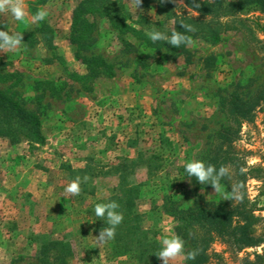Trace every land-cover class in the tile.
I'll use <instances>...</instances> for the list:
<instances>
[{"label":"rangeland","instance_id":"374dc122","mask_svg":"<svg viewBox=\"0 0 264 264\" xmlns=\"http://www.w3.org/2000/svg\"><path fill=\"white\" fill-rule=\"evenodd\" d=\"M77 2L22 0L23 22L0 13V30L22 35L17 49L0 51L2 72L11 76L1 88L17 91L29 109L41 113L46 138L45 144L34 146L25 139H0V264L40 263L42 242L54 239L71 245L73 253L64 264H138L128 255L114 254L112 239L96 243L100 230L92 214L95 204L110 197L111 186L118 181L115 172L133 160L137 164L126 167V172L128 181L140 187L136 210L142 215V226L157 240L161 234H176V208L231 196V180L215 192L188 177L183 165L188 160L205 161L214 134L228 123L221 99L234 91L248 97L264 81L259 48L264 46V15L246 16L258 44L243 31H230L216 45L194 38L188 53L178 55L155 54L134 35L120 32L107 18L97 16L92 54L111 63L116 76L93 83L72 78V73L86 71L69 41ZM110 5L121 12L144 9H135L134 0H110ZM184 5V0H154L142 10L153 24L144 27L146 33L155 28L169 34L174 19L189 13ZM38 9L46 11V19L61 31L55 51L44 46L39 24L31 21ZM167 15L172 18L166 19ZM159 21L164 24L156 26ZM234 148L250 173L247 195L254 214L261 218L255 231L262 234L264 102L254 119L242 124ZM140 155L145 161L151 158V166L158 169L149 173L147 165L138 162ZM88 164L102 173L95 193H84L81 188L79 195L71 197L64 192L71 180L68 167ZM47 253L50 262L60 264L56 251ZM209 256L207 264H264V242L238 250L217 240ZM169 264L185 261L176 258Z\"/></svg>","mask_w":264,"mask_h":264},{"label":"trees","instance_id":"16d2710c","mask_svg":"<svg viewBox=\"0 0 264 264\" xmlns=\"http://www.w3.org/2000/svg\"><path fill=\"white\" fill-rule=\"evenodd\" d=\"M47 1L41 0V3ZM153 1L141 0L137 8L148 9ZM196 2L200 5L198 9H195L196 12L188 8L189 13L185 14L186 16L176 17L173 30L183 31L177 24V21L183 20L193 29L186 33L190 40L199 37L206 43L216 45L222 41L223 34L230 31H243L251 42L260 43L252 34L248 26L249 19L246 16L257 12L264 15V0H196ZM184 4L188 7L191 6L190 0H184ZM161 6L162 4L158 6L160 14L162 13ZM142 10L136 9L135 12H130L124 9L121 12L110 5V0H78L72 11L69 41L76 46L75 55L85 65L86 71L83 75L72 73V78L77 81L88 80L95 83L99 78L111 79L116 76L115 67L111 63L101 55L92 54L95 47L93 32L97 16L107 18L112 26L120 32L134 35L144 42L145 49H150L155 54L163 51L170 55L188 53L189 43L181 45L179 48L167 45V41L153 43L144 29V27H153V24L146 14L142 13ZM34 13L35 10L32 14ZM171 18L172 15L166 16V19ZM38 24V31L42 35L44 46L53 51L57 50L55 40L61 32L60 29L55 28L46 18ZM163 24L164 21H159L155 25ZM259 48L263 51L262 60L264 62V46ZM10 80L11 76L2 72L0 64V139L10 136L16 141L25 139L32 146L45 144L46 138L41 129V113L37 109H29L17 91H11L10 87L7 90L1 88V85L10 82ZM42 97L39 95L38 98ZM263 102L264 81L248 97L234 91L224 96L220 101V107L228 123L214 134L204 162L211 163L216 167L221 165L227 167L229 176L222 179L220 184L231 180L232 188L239 185L243 199L234 200L230 193L229 199L215 200L205 205L176 208L173 215L177 222L176 235L184 240L186 252L193 250L198 252L194 260L185 261V264H207L210 259L209 249L217 240L226 242L238 250L255 247L264 242V233L257 234L255 231V224L259 223L261 218L254 214L247 195L246 181L250 173L245 170L244 163L234 148V142L239 136L242 124L254 119L256 109ZM138 162L146 164L149 173L158 169L156 165L151 166L154 163L151 158L145 161L140 155ZM136 164L137 161L133 160L129 165H122L121 167L124 169L115 172L118 181L111 186V195L106 200V202L117 201L124 216L111 241L112 251L116 255H128L138 264H158L159 259L154 255L158 250V240L142 226V215L136 210L140 187L128 181L126 172L128 168L134 167ZM253 170L261 171L257 168ZM68 171L71 179L77 176L81 178L87 176L88 180L80 187L84 193H95L98 179L102 178L101 172L92 169L89 164L83 168L68 167ZM108 173H103V175L106 176ZM256 177L260 178L259 175ZM206 186L211 187L210 185ZM97 219L96 217L97 228L101 230L105 225L103 221ZM49 249L58 253L57 260H60V264H64L66 258L73 253L69 242L59 239L43 241L40 263L32 264H55L48 259L47 251Z\"/></svg>","mask_w":264,"mask_h":264},{"label":"clouds","instance_id":"9594fccd","mask_svg":"<svg viewBox=\"0 0 264 264\" xmlns=\"http://www.w3.org/2000/svg\"><path fill=\"white\" fill-rule=\"evenodd\" d=\"M141 0H134L135 9L140 4ZM191 8L200 7L196 0H190ZM183 4V3H181ZM0 13L6 14L9 19L17 22H23L26 18L22 0H0ZM47 12L44 10H37L31 17L32 23H38L44 20ZM186 16V15H185ZM183 31L173 30L170 34H165L155 28L148 32L150 40L155 43L157 41H167V45L173 48H179L181 45L191 43V40L186 33L193 31L190 25H187L183 20L177 21ZM158 28V27H157ZM22 44V35L20 33H10L8 30H0V51L14 50ZM184 173L188 177H194L196 182L200 185H210L215 192L220 187V181L229 176L228 168L221 165L216 167L211 163H206L202 160H188L183 165ZM243 171V168H241ZM88 180L87 176L81 178L80 176L71 179L64 188V192L75 197L80 194V185ZM240 186L237 185L231 188L232 199L242 200L243 194L239 191ZM92 214L104 223V227L99 231L96 239L98 245L105 243L114 238L117 227L122 223L124 216L120 211V205L115 200L108 202H101L94 205ZM198 254L197 250L185 252L184 240L176 234H161L158 237V250L154 254L162 264H169L170 260L182 258L184 261L194 260Z\"/></svg>","mask_w":264,"mask_h":264}]
</instances>
